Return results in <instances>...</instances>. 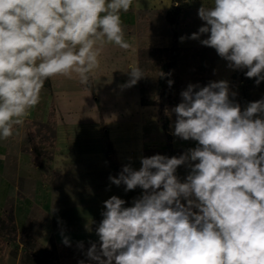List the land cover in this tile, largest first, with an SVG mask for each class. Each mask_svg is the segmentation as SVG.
Masks as SVG:
<instances>
[{"label":"clouds","instance_id":"1","mask_svg":"<svg viewBox=\"0 0 264 264\" xmlns=\"http://www.w3.org/2000/svg\"><path fill=\"white\" fill-rule=\"evenodd\" d=\"M132 4L0 0V139L11 137L40 103L47 80L76 74L88 85L100 45L130 47L121 12ZM198 17L203 25L180 42L215 49L229 69H246L259 86L264 0H213L211 7L201 4ZM129 69L122 87L145 76L139 66ZM180 95L181 102L166 110L175 114L172 135L196 147L179 157H141L139 170L127 164L109 176L125 192L143 191L132 206L116 195L103 202L99 244L85 253L95 264H264V98L242 110L226 80L189 84ZM180 166L190 170L183 182L176 175ZM62 242L70 246L67 237Z\"/></svg>","mask_w":264,"mask_h":264},{"label":"crops","instance_id":"2","mask_svg":"<svg viewBox=\"0 0 264 264\" xmlns=\"http://www.w3.org/2000/svg\"><path fill=\"white\" fill-rule=\"evenodd\" d=\"M212 2L182 0L170 23L168 14L176 1L133 0L132 8L121 12L130 47L100 45L99 67L89 74L88 85L76 74L47 80L40 103L22 125L14 126L11 137L0 139V218L11 219L19 235L30 237L35 264H95L85 253L91 243L99 244L96 228L103 219V202L116 195L128 207L142 195L140 188L125 192L124 185L111 184L109 176H118L127 164L139 170L141 157L167 155L159 119L161 73L173 81L163 95L169 112L189 84L203 87L226 80L230 93H236L230 99L242 110L264 95V81L257 86L246 78V69L238 79L215 49L197 40L180 42L203 25L198 9ZM173 43L178 52L167 72L164 65L172 60ZM136 66L145 76L132 87H122L129 80L127 71ZM168 117L172 149L179 157L197 142L174 137L175 114ZM189 171L180 166L176 175L183 182ZM65 237L70 246L62 242ZM21 256L15 264H22ZM9 259L0 264H9Z\"/></svg>","mask_w":264,"mask_h":264},{"label":"rangeland","instance_id":"3","mask_svg":"<svg viewBox=\"0 0 264 264\" xmlns=\"http://www.w3.org/2000/svg\"><path fill=\"white\" fill-rule=\"evenodd\" d=\"M243 71L236 70L234 75L239 79ZM259 98H264V95H261ZM166 100L168 99H165V102ZM33 249V241L24 233L19 235L18 228L11 219L0 220V260L6 261L10 257L9 264H15V260L19 254L22 255V264H35L34 259L30 256L33 253Z\"/></svg>","mask_w":264,"mask_h":264},{"label":"trees","instance_id":"4","mask_svg":"<svg viewBox=\"0 0 264 264\" xmlns=\"http://www.w3.org/2000/svg\"><path fill=\"white\" fill-rule=\"evenodd\" d=\"M177 2V6L172 7L173 9H171L169 11L168 14V19L170 21V23H173L175 21V15L178 13L179 9H180V4L182 0H174ZM171 56H172V60L169 61L166 65H164V70H166L167 72L169 71L170 68L173 67L174 63H175V56L178 52V48L176 46L175 43L172 44L171 49H170ZM46 86H49V84L47 82H45ZM167 87H168V79L166 76H161L160 77V82H159V89H158V101H159V119L162 125V128L164 130L165 133V137L168 140V151H167V155L168 157H172L176 154V151H174L172 149V145H171V133H170V119L168 117V115L166 114V103L163 101V95L166 93L167 91ZM241 106V104H240ZM242 109V106H241ZM0 220H2V218H0Z\"/></svg>","mask_w":264,"mask_h":264}]
</instances>
